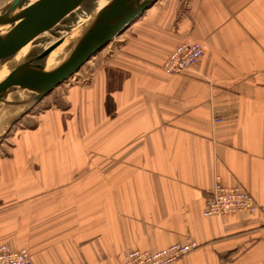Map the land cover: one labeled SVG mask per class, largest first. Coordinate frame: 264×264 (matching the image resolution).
<instances>
[{
  "label": "crops",
  "instance_id": "crops-1",
  "mask_svg": "<svg viewBox=\"0 0 264 264\" xmlns=\"http://www.w3.org/2000/svg\"><path fill=\"white\" fill-rule=\"evenodd\" d=\"M121 36L92 80L9 134L0 244L34 264H122L194 240L172 264H264V0H159ZM184 41L205 55L166 73ZM217 176L259 209L205 217Z\"/></svg>",
  "mask_w": 264,
  "mask_h": 264
},
{
  "label": "water",
  "instance_id": "water-1",
  "mask_svg": "<svg viewBox=\"0 0 264 264\" xmlns=\"http://www.w3.org/2000/svg\"><path fill=\"white\" fill-rule=\"evenodd\" d=\"M25 1L12 0L0 12V63L51 31L86 0H33L27 6ZM157 1L108 0L93 15L88 12L92 16L75 35L57 69L45 68L49 47L17 64L0 80V103L16 102L15 107L0 105V114L14 112L4 135Z\"/></svg>",
  "mask_w": 264,
  "mask_h": 264
},
{
  "label": "built area",
  "instance_id": "built-area-1",
  "mask_svg": "<svg viewBox=\"0 0 264 264\" xmlns=\"http://www.w3.org/2000/svg\"><path fill=\"white\" fill-rule=\"evenodd\" d=\"M204 55L205 49L201 42L184 41L170 52L160 67L168 74H181L197 64ZM74 76L72 77L75 78ZM258 209L259 203L245 188L240 185L227 187L217 176L207 196L203 215L222 216L237 212H254ZM197 247L196 241L189 240L159 250L131 249L124 254L122 264H172ZM0 264H34V261L29 250H12L6 243H1Z\"/></svg>",
  "mask_w": 264,
  "mask_h": 264
},
{
  "label": "rangeland",
  "instance_id": "rangeland-1",
  "mask_svg": "<svg viewBox=\"0 0 264 264\" xmlns=\"http://www.w3.org/2000/svg\"><path fill=\"white\" fill-rule=\"evenodd\" d=\"M11 1L12 0H0L1 13L6 10ZM107 1L108 0H86L79 8H77L75 11L66 16L62 20V22L59 23L55 28H53L51 31L43 33L38 38H36V40L30 44V48L27 50V52H25L23 59L13 65L7 66L4 70L0 71V80H2L17 64L23 62L26 59H29L32 56H35L44 49L48 48L49 45L56 41L58 38L63 37L68 32L79 28L87 20L89 16L88 12H91L93 15L96 10L102 7ZM31 2H33V0H26L25 6H27ZM123 33L117 36L99 52L101 54L103 53L105 56H108L112 50L119 48L118 43H120V40H122L121 35ZM93 57L89 61H87V63L78 72L74 74L75 78L72 77L70 80L56 87L49 95L44 98L43 103H39L31 112H29L24 117H28V119L30 118L33 122H36L37 114L41 110L45 109L46 106L53 104L55 101L59 103V99L68 87L73 84L86 83L92 80L95 67L97 66L93 60ZM20 124L22 126L25 125V123L20 122L13 126L11 129H9L6 135H4L6 130L0 135V156L6 154L5 151L8 150V146L12 144V137L9 134L12 133L14 127Z\"/></svg>",
  "mask_w": 264,
  "mask_h": 264
},
{
  "label": "bare ground",
  "instance_id": "bare-ground-1",
  "mask_svg": "<svg viewBox=\"0 0 264 264\" xmlns=\"http://www.w3.org/2000/svg\"><path fill=\"white\" fill-rule=\"evenodd\" d=\"M89 17H91V15L88 16L87 20L89 19ZM84 24H82L79 28L68 32L65 36L58 38L56 41H54L52 44L49 45V50H48V53L44 61V65L46 69L53 70V69H57L60 66L62 59L66 54L67 48L73 41L78 31L84 26ZM30 44L27 45L25 48H23L20 52H18L10 60L0 63V71L4 70L7 66L13 65L17 63L18 61H20L21 59H23L25 52H27V50L30 48ZM0 105L6 106V107H15L16 102L14 101L6 102L5 101V102L0 103ZM13 113L10 112V113H5V114H0V135L5 130L8 129V124L13 119Z\"/></svg>",
  "mask_w": 264,
  "mask_h": 264
},
{
  "label": "trees",
  "instance_id": "trees-1",
  "mask_svg": "<svg viewBox=\"0 0 264 264\" xmlns=\"http://www.w3.org/2000/svg\"><path fill=\"white\" fill-rule=\"evenodd\" d=\"M43 102H44V99L40 102V104ZM53 104H58V103H57V101H55ZM53 104L46 106L45 109L50 107ZM20 122L25 123V125H24L25 127H34L36 125V122H33L30 118L28 119V117H23L18 123H20Z\"/></svg>",
  "mask_w": 264,
  "mask_h": 264
}]
</instances>
